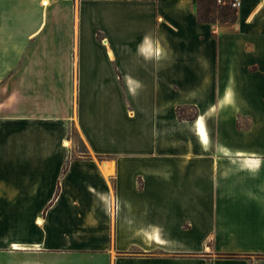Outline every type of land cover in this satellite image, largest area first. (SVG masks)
<instances>
[{
	"label": "crops",
	"instance_id": "0c3cea01",
	"mask_svg": "<svg viewBox=\"0 0 264 264\" xmlns=\"http://www.w3.org/2000/svg\"><path fill=\"white\" fill-rule=\"evenodd\" d=\"M197 8L0 0V264H264V0Z\"/></svg>",
	"mask_w": 264,
	"mask_h": 264
},
{
	"label": "trees",
	"instance_id": "16d2710c",
	"mask_svg": "<svg viewBox=\"0 0 264 264\" xmlns=\"http://www.w3.org/2000/svg\"><path fill=\"white\" fill-rule=\"evenodd\" d=\"M197 17L205 22H227L233 21L236 18V10L229 6H220L216 4L215 0H197ZM186 109H191L186 114ZM187 110V111H188ZM176 113L178 118H186L191 120L196 115V110L193 107H177Z\"/></svg>",
	"mask_w": 264,
	"mask_h": 264
},
{
	"label": "built area",
	"instance_id": "2783aa9c",
	"mask_svg": "<svg viewBox=\"0 0 264 264\" xmlns=\"http://www.w3.org/2000/svg\"><path fill=\"white\" fill-rule=\"evenodd\" d=\"M217 5L229 6L233 9H238L240 6V0H215Z\"/></svg>",
	"mask_w": 264,
	"mask_h": 264
},
{
	"label": "rangeland",
	"instance_id": "374dc122",
	"mask_svg": "<svg viewBox=\"0 0 264 264\" xmlns=\"http://www.w3.org/2000/svg\"><path fill=\"white\" fill-rule=\"evenodd\" d=\"M190 112V110H188V112L187 113H189ZM80 145V150H81V144H79Z\"/></svg>",
	"mask_w": 264,
	"mask_h": 264
}]
</instances>
